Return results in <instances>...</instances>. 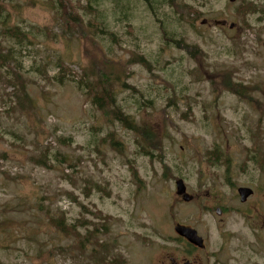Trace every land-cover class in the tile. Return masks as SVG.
Returning <instances> with one entry per match:
<instances>
[{"label": "rangeland", "instance_id": "374dc122", "mask_svg": "<svg viewBox=\"0 0 264 264\" xmlns=\"http://www.w3.org/2000/svg\"><path fill=\"white\" fill-rule=\"evenodd\" d=\"M53 1L0 0V28L27 37L0 38V264H156L182 245L176 225L218 264H264V0H72L83 22L68 32ZM105 77L139 133L91 104L86 86Z\"/></svg>", "mask_w": 264, "mask_h": 264}, {"label": "trees", "instance_id": "16d2710c", "mask_svg": "<svg viewBox=\"0 0 264 264\" xmlns=\"http://www.w3.org/2000/svg\"><path fill=\"white\" fill-rule=\"evenodd\" d=\"M102 0H93V2L97 5L99 2ZM148 5H150V0H146ZM72 0H54L53 3L57 5L59 8L58 11V18L60 22L62 23V27L65 29L66 32L71 31L75 26H81L82 25V17L79 15V10H83L82 6L79 4L77 8L73 6V3L71 4ZM119 6H121V3L124 2V0H118ZM68 7V12L67 10L64 9V7ZM79 9L78 11H76ZM250 9H253V7H250ZM254 10V9H253ZM192 15H196V12L191 11ZM122 14L124 16V12L122 11ZM264 14V12H262ZM103 35H111L108 33L101 32ZM112 36V35H111ZM0 38L1 39H8V40H13L16 42V44H22L26 41L27 37L23 32H21L20 28L18 29L17 27H7L5 22H2L1 28H0ZM174 45L178 47L182 41H173ZM2 51V52H1ZM3 48L0 45V69L3 67H6L8 63L12 62V56H11V51H6L5 54H3ZM138 61L140 65L147 66V62L142 59L141 57H137L135 60H133L132 63ZM57 67L59 69V73L62 75L57 77V81L59 84H62L65 81V73H66V68H64L63 63L57 64ZM148 67V66H147ZM64 73V74H63ZM106 75V74H105ZM85 74H84V79L85 80ZM16 80L19 79V77H15ZM103 81L100 82L96 87L94 85L88 84L86 86L87 90V95L91 101V104L98 110L100 111L106 118L108 119H113L123 127L132 130L133 132H140V128H138L135 123L132 121L131 118L128 116H125L121 111H119L116 107V101L113 96V92L111 88L108 86L107 82H109V78H102ZM83 80L79 82V84H83ZM11 86V84H9ZM225 87L227 88V91L230 93H233L240 99L244 100H249L248 98V93L251 92L253 89L252 88H246L243 86L241 83H236L234 84L231 82L230 79H226L224 82ZM19 94L18 96L15 95L16 98V103L19 106H24V104L31 106L32 102L31 99L28 97V95L25 93L24 88L21 86V88L18 90ZM142 134H145V132L142 131ZM145 155H150L146 153ZM37 165L40 167H44L46 169H49L50 167L48 166L47 162H45L43 159L36 161L35 162ZM58 163H62V160H59ZM48 219V224L51 225L59 234L63 235L64 237H73L75 239H79V234L78 231L76 230V225H68L65 223V219L63 216L61 217H51L47 214ZM3 226V224H2ZM88 236L92 239L94 237L91 235V233H88ZM87 237V239H90ZM95 240V239H94ZM98 248L103 251V246H101L100 242L96 241L94 242ZM101 263H106L107 260L105 259V256H103L100 259ZM109 264H122V261H119L117 259L112 260Z\"/></svg>", "mask_w": 264, "mask_h": 264}, {"label": "flooded vegetation", "instance_id": "af4514ba", "mask_svg": "<svg viewBox=\"0 0 264 264\" xmlns=\"http://www.w3.org/2000/svg\"><path fill=\"white\" fill-rule=\"evenodd\" d=\"M251 192L252 194L245 200V202L243 203L241 202L242 204H245L248 201V199L252 197L253 191L251 190ZM237 194H238V189H237ZM239 202H240V198H239ZM218 210L220 211L219 215L217 214ZM224 213L226 212H224L222 209L217 208L215 210L216 216H220L222 214L224 215ZM176 226H181V225H176ZM182 227H186L194 230L191 227H187V226H182ZM175 235L177 236V241L181 242L182 245L178 246V249L170 257L166 258L164 261H159L156 264H218L217 263L218 257L216 254L218 252L212 251L211 250L212 246L208 245L206 240H204L198 234L197 235L202 239V246H196L190 244L186 239L181 238L177 234Z\"/></svg>", "mask_w": 264, "mask_h": 264}, {"label": "water", "instance_id": "95a60500", "mask_svg": "<svg viewBox=\"0 0 264 264\" xmlns=\"http://www.w3.org/2000/svg\"><path fill=\"white\" fill-rule=\"evenodd\" d=\"M229 2L233 3L235 0H228ZM264 48V43H263ZM176 193L177 195H181L183 200L186 202L188 201V197L184 194L185 188L182 183V181H178L176 183ZM252 194L250 189L247 188H240L238 189V195L240 198V202H245V200ZM220 211H217V214L219 215ZM174 232L181 238L186 239L190 244L196 245V246H202V239L197 235L195 230H192L190 228L182 227V226H175Z\"/></svg>", "mask_w": 264, "mask_h": 264}]
</instances>
